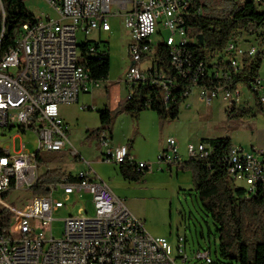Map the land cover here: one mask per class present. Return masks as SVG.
Segmentation results:
<instances>
[{
	"label": "built area",
	"instance_id": "1",
	"mask_svg": "<svg viewBox=\"0 0 264 264\" xmlns=\"http://www.w3.org/2000/svg\"><path fill=\"white\" fill-rule=\"evenodd\" d=\"M57 16L35 18L23 23L15 43L0 56V264H184L190 258L185 248L179 245L178 256L165 237H154L144 228L143 222L129 210L124 200L116 196L109 185L98 180L90 170L80 171L83 181H69L50 184L48 193L35 195L33 201L18 209L6 198L16 192L33 190L37 185L40 159L43 151H61L69 143L68 125L61 116L60 106L79 100L82 93L90 92L100 81L92 74V68L85 58V51L78 43V32L87 35L93 30L109 31V16L113 15L115 0H45ZM133 3V9L124 17V24L130 28L132 41L128 45L131 64L126 73L129 89L141 82L150 81L163 88H170L173 79L168 77L154 59L152 36L161 35L171 48V66L180 77L193 80L195 85L184 91L187 98L195 88L202 102L207 106L221 97L231 106H241L246 101H233L231 95V72L218 73L220 81L216 87L197 85L196 74L191 70V56L187 52V34L184 28L186 16L194 0H122ZM260 1V0H257ZM169 33L164 36L163 29ZM176 35L178 37H176ZM1 51V46H0ZM97 56L94 45L86 52ZM228 57L234 59L232 67L236 72L245 56H254L257 46L232 39L225 47ZM59 56H71V64L62 65V76L52 77L53 64L59 63ZM151 57V63L141 64ZM81 57V59H80ZM262 89L261 79L255 81ZM243 93V88L238 86ZM128 95L129 97V90ZM186 98V100H187ZM189 106V104H187ZM15 130L12 134L11 132ZM11 133V134H10ZM27 133L35 137V149H26L21 143L19 149L15 140ZM9 134V135H8ZM102 144L107 146L103 154L108 162L122 163L133 160L127 145L110 147L107 132L101 135ZM71 152H78L71 145ZM213 148L201 142L197 148L189 146L190 156H208ZM161 162L175 164L182 161L177 141L167 138V148L158 156ZM231 181L248 185L249 196L257 192V186L264 183V150H245L233 146L226 158ZM140 169H151L146 162H137ZM62 192L64 200L54 193ZM87 191L92 194L95 214L93 216L69 215L65 219L63 234L56 239L51 230L53 213L66 206L65 201L75 193L79 197ZM8 216V225L2 227L1 218ZM41 233L36 235V231ZM50 232V235L48 234ZM193 258L205 264L213 263L211 250H198Z\"/></svg>",
	"mask_w": 264,
	"mask_h": 264
},
{
	"label": "rangeland",
	"instance_id": "2",
	"mask_svg": "<svg viewBox=\"0 0 264 264\" xmlns=\"http://www.w3.org/2000/svg\"><path fill=\"white\" fill-rule=\"evenodd\" d=\"M25 3L36 18L46 17L48 14L53 18L57 16L55 10L45 0H25ZM262 9H264V1ZM109 22L112 27L110 31L93 30L87 35L84 32L77 34L78 43L86 40L101 41V48L109 50L108 77L94 85L90 92L82 93L77 102L60 106L61 116L68 122L69 141L78 155L71 152L70 143L61 151H43V164L40 171L67 169L74 176H78L80 171L90 170L93 176L106 182L114 194L124 200L132 214L143 222L145 230L150 235L168 239L174 257L178 256L179 245L184 247L185 253L190 258L189 262L184 264H205L195 260L193 255L198 250L207 249L211 250L214 260L219 257L218 264H235L234 261L220 257L216 226L204 213L199 197L193 189L192 170H179L176 163L170 165L161 162L158 156L167 148L168 137H173L177 141L182 161L190 158L189 146L193 145L197 148L204 138L230 136L235 146H242L247 151L255 150L257 149L256 141L264 130V110L255 108V115L241 119L230 118L227 111L231 109V105L228 101L219 97L211 106H207L201 101L198 89L195 88L187 100L180 104L178 119H158L157 112L152 109L144 110L140 118L133 119L120 111V106L128 95L125 79L131 64L128 45L132 41V35L130 28L124 24L122 15L109 16ZM158 29H163L164 36L169 33L160 25ZM152 40L154 50L159 43L163 42L158 32L152 36ZM250 44L259 47L258 40L253 38L251 42L243 43L244 46ZM151 57L141 64L142 68L151 63ZM259 75L262 81L260 95L264 96V54ZM241 86H243L242 100L254 104V95L248 85L242 83ZM106 106L114 111V119L109 129H103L101 134H98L97 129L101 127L98 110ZM137 124H141L147 131L146 139L137 136ZM104 131L108 133L110 147L113 148L121 145L125 135L132 132L129 137V142L132 144L130 154L136 156L137 162H146L151 166L141 180L125 179L118 163L103 159V154L108 149L101 140ZM14 132L15 130L11 133ZM2 138L4 137L0 132V139ZM21 143H25L26 149L33 151L35 149L34 135L27 133L16 139L14 144L17 149ZM237 183L248 187L244 181ZM35 195L33 190L16 191L6 200L16 208L23 209L33 201ZM54 196L64 200L60 191L54 193ZM65 203L66 206L53 213L51 230L56 239L62 236L65 219L69 215L93 216L95 214L91 193L83 192L82 197L74 194ZM1 209L2 206H0ZM40 233L41 229L35 234ZM48 234L50 235V232Z\"/></svg>",
	"mask_w": 264,
	"mask_h": 264
},
{
	"label": "trees",
	"instance_id": "3",
	"mask_svg": "<svg viewBox=\"0 0 264 264\" xmlns=\"http://www.w3.org/2000/svg\"><path fill=\"white\" fill-rule=\"evenodd\" d=\"M264 0H194L190 13L186 16L184 28L187 34V52L191 56V70L198 72L197 64L202 63V71L198 72L197 85L206 84L216 87L220 81L218 73L231 72V93L239 95L247 84L254 95V104L249 102L241 106H231L228 110L230 118H244L255 115V108L264 110L260 95V85L255 81L260 79L259 69L264 54ZM36 17L29 11L25 0H0V56L16 41L23 23ZM258 40L259 47L254 56H245L235 72L231 59L225 53V47L232 39L242 43ZM100 42L86 40L81 43L85 58L92 68L93 77L101 81L110 72V53L102 49ZM94 45L97 56L87 55L89 47ZM154 59L158 69H162L173 79L172 96L169 101L164 96H170V88H163L150 81L139 83L129 91V97L120 106V111L138 119L141 112L152 109L162 119H178L180 104L186 100L183 93L194 81L184 79L171 66V48L163 39L155 48ZM233 101H236L233 98ZM101 127L97 133L109 129L114 119V111L106 106L98 110ZM201 142L208 143L213 150L208 156L194 155L188 160L176 163L179 170L190 169L193 172V189L197 193L204 213L216 226L219 240L220 257L234 261L235 264H264V183L257 186V192L249 196L247 187L231 181L229 165L226 160L234 146L229 136L204 138ZM129 152L132 144H127ZM164 151V150H163ZM40 166L43 158L40 159ZM120 172L127 180L139 181L148 169L138 168L136 160L126 159L118 163ZM171 165V164H170ZM64 178L77 181L62 169H52L43 172L34 187V194L48 193V186L61 182ZM2 227L8 225L6 214L1 218ZM218 264L213 259V263Z\"/></svg>",
	"mask_w": 264,
	"mask_h": 264
},
{
	"label": "crops",
	"instance_id": "4",
	"mask_svg": "<svg viewBox=\"0 0 264 264\" xmlns=\"http://www.w3.org/2000/svg\"><path fill=\"white\" fill-rule=\"evenodd\" d=\"M112 9H115V11H112L113 12V15H116V12L117 11H120L123 15L124 14H126L127 12H130L132 9H133V3L132 2H128L127 4H125L122 0H115L113 3H112ZM111 29H112V27H111ZM110 31V30H109ZM241 94V99H242V92L240 93ZM264 97V96H263ZM79 99H80V97H79ZM249 102V101H248ZM247 102V103H248ZM250 105H253V104H251V103H249ZM190 106V105H189ZM143 113L141 112L140 113V115H139V117L138 118H140L141 117V115H142ZM64 119V118H63ZM158 119H159V117H158ZM239 119H241V118H239ZM142 121V120H141ZM160 121V120H159ZM66 123H67V125H68V122L67 121H65ZM136 129H137V136H141L142 138H144V139H146L147 137H148V133H147V131L146 130H144V128L142 127V125L141 124H137V126H136ZM131 134H132V132H129V133H127V135H125V137L122 139V141H121V145H127L128 143H129V137L131 136ZM230 137V136H229ZM111 139L113 140V134L111 135ZM231 139V138H230ZM232 141V140H231ZM233 143V142H232ZM233 145H234V143H233ZM117 146H119V145H117ZM235 146V145H234ZM256 148L257 149H261V150H264V130H262L261 131V134H260V136H259V138H258V140L256 141ZM131 156L133 157V159L134 160H136V156L135 155H133V154H131ZM63 171H65V172H67V173H69V174H72V176H74L73 175V173L71 172V171H69V170H67V169H62ZM112 190V189H111ZM85 193H89V192H87V191H84ZM75 193H73V194H71L70 195V197L72 196V195H74ZM90 194V193H89ZM75 195H77V196H79L78 194H75ZM82 197V196H81ZM70 199V198H69Z\"/></svg>",
	"mask_w": 264,
	"mask_h": 264
},
{
	"label": "bare ground",
	"instance_id": "5",
	"mask_svg": "<svg viewBox=\"0 0 264 264\" xmlns=\"http://www.w3.org/2000/svg\"><path fill=\"white\" fill-rule=\"evenodd\" d=\"M231 65L234 66V59L231 58ZM71 64V56H59V63L53 64V70H52V77H61L62 76V65H68ZM233 98H235L236 101H242L241 94L239 95H233ZM261 100L264 102V97L262 96ZM77 177V181H83V174L80 173Z\"/></svg>",
	"mask_w": 264,
	"mask_h": 264
}]
</instances>
